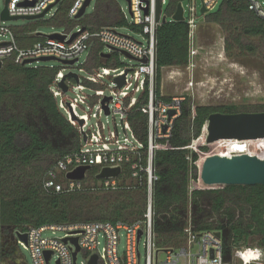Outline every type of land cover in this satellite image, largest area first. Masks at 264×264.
Returning <instances> with one entry per match:
<instances>
[{
	"label": "trees",
	"instance_id": "obj_1",
	"mask_svg": "<svg viewBox=\"0 0 264 264\" xmlns=\"http://www.w3.org/2000/svg\"><path fill=\"white\" fill-rule=\"evenodd\" d=\"M72 0H64L48 20H38L30 26L13 29L17 44L30 47L43 40L41 28H62L70 31L81 26L96 32L104 27L127 25L116 0H98L92 15L70 20L67 9ZM181 0H169L167 16H171ZM204 23L220 29L224 51L230 56L237 50L243 56L264 54V20L248 10L246 0L223 1L218 11L205 16ZM133 30L138 28L131 26ZM226 35V36H225ZM258 39V43L250 40ZM154 93L161 96L162 70L169 68L163 89L173 82L177 68L189 63L188 27L184 22H166L156 31ZM102 46L94 44L83 69L87 72L99 68H120L119 54L101 57ZM176 68V69H175ZM60 69L25 67L4 61L0 68V234L8 235L12 228L41 227L51 224H78L94 221L131 223L144 213V189L134 184L129 190L102 193L89 190L54 193L43 186L44 177L57 161L76 152L81 144L78 131L59 111L50 87ZM147 89L128 115V122L136 137L146 146L147 118L139 111L145 104ZM264 110V107H263ZM237 106H192L189 99L182 102L181 115L175 120L172 135L159 141L166 148L154 155V168L158 177L153 190L154 233L160 249L178 248L186 241L185 227L199 234L219 232L224 257L232 250L248 246V240L259 236L257 246L264 247V186L206 187L200 180L195 162L199 155L185 149L198 140L206 127L210 114L239 113ZM193 117V118H192ZM205 153L216 152V144H206ZM252 144L248 145L250 155ZM190 156V160H187ZM199 162V161H198ZM93 173V170L91 171ZM127 176V175H126ZM121 179H124L122 177ZM61 180V179H59ZM124 181V180H123ZM97 181L93 175L85 181ZM102 195L98 205H92L91 195ZM229 206L223 212L225 196ZM212 212L220 213L224 220L212 221L203 208L202 199H212ZM97 198L94 200L96 201ZM238 210L239 212H233ZM223 212V213H221Z\"/></svg>",
	"mask_w": 264,
	"mask_h": 264
},
{
	"label": "built area",
	"instance_id": "obj_2",
	"mask_svg": "<svg viewBox=\"0 0 264 264\" xmlns=\"http://www.w3.org/2000/svg\"><path fill=\"white\" fill-rule=\"evenodd\" d=\"M63 1L8 0L6 9L9 17H36L46 10V14H48L52 7L60 6ZM86 1L72 0L67 9V17L70 20H77L76 16ZM127 1L132 17L130 26L138 28L136 32L141 36L142 41L120 34L119 29L116 27H104L96 32H91L78 25L75 31L71 29L70 31L64 30L61 32L60 34L65 36L62 41L47 38L43 35L42 41L36 42L30 47L21 48L15 40L13 30L4 26V21L0 19V22H2L0 23V37L7 38L0 41V62L3 65L4 61L11 60L14 64L23 66L25 61L42 57H53L63 61L77 58L79 61L81 54L85 51L89 54L94 44L102 46L101 57L103 48H106L109 56L111 53L120 54L119 52H124L135 60L136 66H126L119 69L99 68L92 72L84 70L87 76L83 79L77 76L78 81L75 85L72 83L73 78L65 79L66 92H63L58 86V83L64 77V73L62 70L57 72L50 91L57 102L59 111L64 113L68 123L78 131L81 144L76 152L57 161L53 169L47 172L43 186L46 190L54 193H71L82 190L116 193L120 190L134 188V184L142 185L145 201L144 213L140 219L131 223L94 221L78 224H51L41 227H25L24 229L12 228L8 235L2 236L0 234V264L1 248L4 246L8 249L12 243L16 249L18 245H21L29 251L32 264H49L51 259L55 260V264H77V257L80 253L84 258V264H88L92 256L97 257V264H141L140 245L143 246L145 251L144 264H264V247L257 245L239 246L232 250L229 259H225L221 237H216L215 232L212 231L201 232L199 233L200 236L194 234L191 231L190 224L184 229L186 241L181 247L165 249L157 247L154 233L153 190L158 177L154 168V155L157 151L166 150L158 142L171 137L174 122L181 115L184 100L173 96L164 101L156 97L154 93L156 31L164 24L161 22L163 16L165 17V23L172 22L171 16L174 12L169 17L163 14V6L166 2L160 0L161 11L159 19L155 21L156 0ZM199 1L200 8L204 7L209 14L219 0ZM246 1L248 10L264 20V0ZM188 2L187 17H185L183 7V22L188 27V66H190L196 54L194 49V45L197 44L196 32L201 22L197 21L196 0H188ZM203 17L205 19V16ZM168 18H170L169 21ZM73 34L76 35L72 38ZM142 59H146V63H141ZM27 65L31 64L24 66ZM122 75H124V84L118 87L114 79ZM103 78H109L113 85L109 96H105L101 90V79ZM87 88L95 92L94 97L85 95L79 99L77 97L73 99L66 97L67 92L71 90L82 91ZM145 88L147 89L146 102L140 106L139 111L145 114L147 118L146 146L136 137L128 122V115L144 93ZM105 98H110L105 103L108 109L107 115L113 116L114 123L115 115L119 116L125 135L122 140L118 138L116 130L115 132H108V137L104 136L102 124H99L97 130L87 126L90 117L99 118L100 115L105 114L102 105ZM88 101L94 102L96 112L91 116L80 115L77 112V108L80 107L79 103L86 104ZM80 122H82L81 125ZM206 135L204 129L198 141H192L185 148L191 153L200 154L199 159L195 162L197 169H199L198 161H204L210 154L200 149L201 146L207 144ZM83 136H85V141L82 140ZM256 141H237L241 149L231 152L229 158L237 154H247L248 145L252 144L255 147L254 142ZM197 142L199 143L198 147L195 144ZM215 143L216 149H219V151L225 145L223 140ZM218 146L219 148H217ZM254 152L253 149L250 155H254ZM219 154L220 152H215L212 155ZM187 160H190V156H187ZM80 167L89 168L85 171L82 180H68L66 178L69 172ZM116 167L121 170L118 177L96 179V175L103 168ZM92 170L93 173H91ZM90 175L94 176L97 181L96 184L85 182ZM122 177L124 179H121ZM45 231H59L65 234L62 238L47 239L42 237ZM121 232H124L126 241L123 256H120L117 252ZM139 232H141L140 236ZM23 234L26 235L25 243L19 238ZM100 238L103 239L104 243L102 247ZM73 239L76 240V246L79 248L75 261L72 257V253L75 251V245L71 241ZM193 246H196V252H192ZM47 253L50 254L48 259H46ZM160 254L165 255L164 260H160Z\"/></svg>",
	"mask_w": 264,
	"mask_h": 264
},
{
	"label": "rangeland",
	"instance_id": "obj_3",
	"mask_svg": "<svg viewBox=\"0 0 264 264\" xmlns=\"http://www.w3.org/2000/svg\"><path fill=\"white\" fill-rule=\"evenodd\" d=\"M166 3L163 6V14L166 16L167 9L169 7V0H164ZM98 0H92L87 6L84 15H92L95 11L96 4ZM182 5L185 9V17H187L188 11V0H181ZM223 0H219L217 5L213 8L210 14L216 13L222 4ZM118 9L121 12L123 18H125L127 25L118 28V32L123 35L134 38L137 41H142L141 36L137 34L136 31L130 26L131 14L129 9V4L126 0H116ZM5 2L0 0V12L4 9ZM200 1L196 0V13L197 21H200L203 16L200 14ZM59 6H54L51 10L40 20L48 21L57 11ZM170 18H168V21ZM36 21H26L23 19H16L12 21L3 22V25L10 29H19L24 26H30ZM2 23V22H0ZM75 31L76 26L72 28ZM64 30L62 28H49L43 27L40 33L44 35L61 33ZM197 44L194 45L196 54L191 62L190 66L185 68H177L173 73V82L163 89V82L168 76L169 68L162 70V82H161V93L164 96L178 97L185 101L189 99L192 106H209V107H219V106H237L239 113H257L264 112V54L259 53L255 57L243 56L237 50H234L230 56H228L224 51L223 37L221 35L220 29L213 24L204 23L202 26L197 28ZM226 36V35H225ZM7 38L0 37V41H4ZM250 42L258 43V39L250 40ZM103 53L108 54V50L103 48ZM88 56V52L85 51L81 54L79 61L73 66H64L57 61L48 62H37L27 65L25 67H48L57 68L63 71L64 75L71 72L76 74L81 79L87 76L83 69V64L85 63ZM120 68L126 66H136V62L128 59L126 56L119 54ZM119 69V68H118ZM176 69V68H175ZM73 85L76 84L75 81L72 82ZM113 89L111 80L109 78L101 79V90L105 96L110 95V90ZM94 97L95 92L92 89H84L82 91L71 90L67 92L66 97L69 99L80 98L82 96ZM90 103V104H88ZM86 104H80L77 108V112L80 115H92L96 112V106L91 101ZM64 115V113L61 111ZM99 124L104 127L103 134L108 137V132L118 133V138L122 140L125 135L122 130V125L119 120V116L115 115V123L113 122L112 115H100L99 118H92L87 122L89 128L97 130ZM116 127V128H115ZM198 141V140H197ZM196 142V141H194ZM199 146V143H195ZM215 144V143H214ZM200 156V154H198ZM92 205H98L102 195L95 194L91 195ZM95 198L96 201L94 200ZM230 197L225 196V204L223 212L229 206ZM212 199L203 198L202 204L203 208L208 210L211 214L212 221L224 220V216L220 213L212 212ZM221 212V213H223ZM233 212H239L238 210H233ZM64 232L59 231H45L42 234L43 238H62ZM260 241L259 236H253L248 240L250 245H256ZM101 247L103 246V239L100 238ZM143 242V241H142ZM125 234L121 232L119 235V243L117 246V252L120 256H123L125 252ZM196 246H193V251L196 252ZM17 251L19 255H14L12 252H6L2 255L1 264H32V259L30 253L23 246L18 245ZM140 252L142 254L141 264H144L145 251L142 245H140ZM22 258V260H21ZM165 255L160 254V260H164ZM84 258L82 253L77 257V264H84ZM49 264H55V260L51 259Z\"/></svg>",
	"mask_w": 264,
	"mask_h": 264
},
{
	"label": "water",
	"instance_id": "obj_4",
	"mask_svg": "<svg viewBox=\"0 0 264 264\" xmlns=\"http://www.w3.org/2000/svg\"><path fill=\"white\" fill-rule=\"evenodd\" d=\"M127 1V0H126ZM5 6L0 13L1 21H12L16 19H23L26 21H36L42 19L47 10L44 11L41 15L36 17L28 18H17L9 17L6 9L8 0H4ZM128 2V1H127ZM90 0H87L81 10L79 11L76 19H80L84 16L85 10L89 5ZM161 11L160 0H156V10H155V21L159 19V14ZM200 14L206 16L208 11L204 7L200 8ZM172 22H183V6L179 2L175 8L173 15L171 16ZM162 23H165V17L161 19ZM204 22V17L200 20ZM39 35H44L38 33ZM76 34H73L72 38ZM47 38L64 40L65 36L60 33H54L49 35H44ZM120 54L126 56L128 59L133 60L129 55L124 52H119ZM102 57L108 58L109 54H102ZM48 61H57L64 66H73L78 60L73 59L69 61L58 60L53 57H42L36 60H28L23 62V66L26 64H32L36 62H48ZM135 61V60H133ZM141 63H146V59H142ZM2 63L0 62V68ZM126 74V72H125ZM73 78L75 82L78 81L77 75L74 73H67L58 83L59 88L63 91H67V86L65 84V79ZM114 82L118 87H121L124 84V75L114 79ZM110 98H105L102 101L103 109L105 114H108V109L105 103ZM171 114V113H170ZM82 122H80V125ZM206 143L213 144L217 141H256L259 139H264V112L257 113H233V114H221V113H212L208 116L206 121ZM85 141V136L82 138ZM88 167L76 168L72 172H69L66 175L68 180H82L84 178L85 171L88 170ZM120 168H103L96 179H104L109 177H118L120 174ZM200 180L202 184L206 187L213 186H255L260 185L264 186V160L259 159L254 155L248 154H237L233 155L231 158L221 157L219 155L208 156L202 163L200 169ZM141 232H139V236ZM216 237H220L219 232H215ZM200 236V234H199ZM19 238L25 243L26 235H20ZM66 241V240H65ZM75 245V251L72 253L73 261H75L76 253L79 248L76 246V240H71ZM50 256L49 253L46 254V259ZM88 264H97V257L92 256Z\"/></svg>",
	"mask_w": 264,
	"mask_h": 264
},
{
	"label": "bare ground",
	"instance_id": "obj_5",
	"mask_svg": "<svg viewBox=\"0 0 264 264\" xmlns=\"http://www.w3.org/2000/svg\"><path fill=\"white\" fill-rule=\"evenodd\" d=\"M225 144L223 149L219 151V149H216V153L220 152L219 156L221 157H226L229 158L230 157V153L237 150V149H241V147H239L238 142L237 141H224ZM216 144V143H215ZM255 144V148H254V155L256 157H258L259 159L264 160V139H259L256 142H254ZM219 148V146L217 147ZM212 154H209V156H211ZM202 160H199V165L202 164ZM201 168V166H200Z\"/></svg>",
	"mask_w": 264,
	"mask_h": 264
},
{
	"label": "flooded vegetation",
	"instance_id": "obj_6",
	"mask_svg": "<svg viewBox=\"0 0 264 264\" xmlns=\"http://www.w3.org/2000/svg\"><path fill=\"white\" fill-rule=\"evenodd\" d=\"M6 252L7 253L12 252V253H14V255H16V254L19 255V253H18V251H17V249L13 243L11 244V246L8 249H6L4 246L1 248V258H2V255H4V253H6ZM21 260H22V258H21Z\"/></svg>",
	"mask_w": 264,
	"mask_h": 264
},
{
	"label": "clouds",
	"instance_id": "obj_7",
	"mask_svg": "<svg viewBox=\"0 0 264 264\" xmlns=\"http://www.w3.org/2000/svg\"><path fill=\"white\" fill-rule=\"evenodd\" d=\"M252 146H253V145H252ZM254 148H255V147L253 146V149H254ZM253 149H252V150H253Z\"/></svg>",
	"mask_w": 264,
	"mask_h": 264
},
{
	"label": "crops",
	"instance_id": "obj_8",
	"mask_svg": "<svg viewBox=\"0 0 264 264\" xmlns=\"http://www.w3.org/2000/svg\"><path fill=\"white\" fill-rule=\"evenodd\" d=\"M19 46V45H18ZM20 47V46H19ZM26 48V47H25Z\"/></svg>",
	"mask_w": 264,
	"mask_h": 264
}]
</instances>
